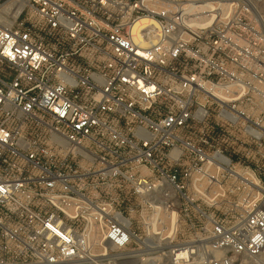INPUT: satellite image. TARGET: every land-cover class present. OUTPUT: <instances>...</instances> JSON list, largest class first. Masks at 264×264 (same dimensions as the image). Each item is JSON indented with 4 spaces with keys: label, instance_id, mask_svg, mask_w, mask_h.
<instances>
[{
    "label": "built area",
    "instance_id": "1",
    "mask_svg": "<svg viewBox=\"0 0 264 264\" xmlns=\"http://www.w3.org/2000/svg\"><path fill=\"white\" fill-rule=\"evenodd\" d=\"M260 4L0 0V264H264Z\"/></svg>",
    "mask_w": 264,
    "mask_h": 264
},
{
    "label": "rangeland",
    "instance_id": "2",
    "mask_svg": "<svg viewBox=\"0 0 264 264\" xmlns=\"http://www.w3.org/2000/svg\"><path fill=\"white\" fill-rule=\"evenodd\" d=\"M260 14H261V17L264 18V0H261V4H260ZM261 68H262V71H263V73L261 75V83L264 84V58H262ZM181 238H182V236H180V235L177 236V240H179ZM166 250L167 249H164V252ZM240 260H241V258H238L237 261H236V264H240ZM262 260L264 261V255L262 257ZM68 264H83V263H68Z\"/></svg>",
    "mask_w": 264,
    "mask_h": 264
},
{
    "label": "bare ground",
    "instance_id": "3",
    "mask_svg": "<svg viewBox=\"0 0 264 264\" xmlns=\"http://www.w3.org/2000/svg\"><path fill=\"white\" fill-rule=\"evenodd\" d=\"M169 216H168V214H164V221L167 223V221H169Z\"/></svg>",
    "mask_w": 264,
    "mask_h": 264
}]
</instances>
